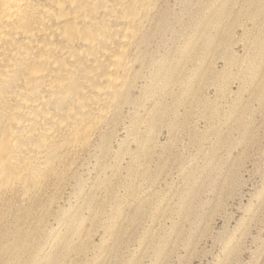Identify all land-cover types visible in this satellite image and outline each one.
<instances>
[{"label": "rangeland", "instance_id": "374dc122", "mask_svg": "<svg viewBox=\"0 0 264 264\" xmlns=\"http://www.w3.org/2000/svg\"><path fill=\"white\" fill-rule=\"evenodd\" d=\"M175 10V102L128 138L122 167L115 141L41 200L0 199V264H221L250 222L264 192V0Z\"/></svg>", "mask_w": 264, "mask_h": 264}, {"label": "bare ground", "instance_id": "6f19581e", "mask_svg": "<svg viewBox=\"0 0 264 264\" xmlns=\"http://www.w3.org/2000/svg\"><path fill=\"white\" fill-rule=\"evenodd\" d=\"M175 2L0 0V199L41 200L77 178L83 160L105 161L115 141L122 167L128 138L175 102ZM248 219L223 242L221 264H264V192Z\"/></svg>", "mask_w": 264, "mask_h": 264}]
</instances>
